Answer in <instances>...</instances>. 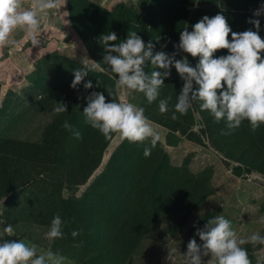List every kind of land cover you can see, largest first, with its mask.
<instances>
[{
  "label": "rangeland",
  "instance_id": "374dc122",
  "mask_svg": "<svg viewBox=\"0 0 264 264\" xmlns=\"http://www.w3.org/2000/svg\"><path fill=\"white\" fill-rule=\"evenodd\" d=\"M203 1L209 3V0H197L190 7L189 20L194 17L193 14L204 8ZM32 2L33 0H25L26 7ZM257 2L258 0L253 5ZM263 2L264 0H261L257 3L258 8ZM156 4H159V1L59 0L55 9L43 15L41 31L37 34V45H34L31 37L23 31H17L13 34V39L18 43L15 46L0 48V235L6 236L3 226L10 224L14 232L13 236L6 237L7 239H20L35 244L38 249L59 252L68 258L67 264H88L86 261L89 258L83 246L88 244L87 253L98 252V248L90 247V237L82 233L76 238L70 237L71 242L66 238L73 230L86 229L89 226V218L82 217L84 210L92 208L95 212L100 210L102 205L90 194L94 185L98 181L96 190L105 189L106 186H102V183L106 185L112 180L109 169L115 167L117 159L119 162H126L127 167L130 162H127L128 159L124 156L128 157L129 154L141 169L147 168L154 159H161L168 165L161 174L162 178L169 180L173 177L184 181L188 176L190 179H200L204 181L210 193L182 223H178L181 215L177 211L179 206L175 205L171 211L157 214L148 230L139 233L140 235V228H146L144 225L151 219L138 225L136 232L129 234L131 239H135L132 240L134 247L123 264H187L184 254L189 243L187 239L192 234L191 228L205 215H210L211 219L217 215L225 216L231 221L240 238L246 239L257 232L264 236V223L260 222L264 217V171L258 169L264 163V153H261L262 140L257 139L251 147L247 145L245 138L239 139L237 135L244 130V122L234 135H221L222 130H227L225 121L215 122L208 111H201L198 101L193 102L191 108L193 119L183 115L178 116V120H173L170 109L167 113L159 111L161 98H158L157 105L151 108L142 93L122 91L116 94L118 101L123 97L124 102H133L143 107L145 114L159 117L168 126L148 117L160 134V141L149 157L144 156L145 146L150 147L148 142L129 143L115 134L99 164L95 168L93 163L85 166L87 170L91 166L93 168L88 178L84 177L83 169L80 170L79 166L70 163L74 158L72 159L70 154L68 157L71 145L68 143V135L59 140L49 155L58 158L54 164L38 161L12 162L5 155L2 143L4 139L32 144L43 142V133L47 125L53 122V116L42 111L39 105L46 104L45 100L57 87L71 89L74 70L83 68V61L88 60L90 64L97 62L93 55L101 45L99 40L93 37L95 34L98 37L99 33L103 32L104 35L107 33L104 29L115 30L114 27L117 26L119 29L116 30L120 31V35L117 34L118 41L114 43L126 39L130 31H136L142 39L146 37V43L151 41L155 44L158 43L157 40L166 39L160 37V34L169 31L174 12L180 3L176 5L175 11L174 8L169 10V15L163 17V14H158L159 20L155 19V29V26L147 25V21L153 11V5ZM245 6L236 5L227 18L229 25L234 27V32L239 33L250 28L255 31L254 25L248 23L254 15H249L251 13H247ZM205 7L212 8L209 4ZM214 10L223 15L220 6ZM95 12L98 14H94ZM259 19V34L264 38V15ZM77 29L86 36L93 33L90 35L93 37L90 44L85 43ZM229 39L231 40V35ZM218 53L219 56L227 55L228 51H218L215 54L217 57ZM184 55L188 54L183 53ZM99 63L100 67L95 71L111 72L109 66ZM146 71H151L150 65ZM123 147L127 151H124V156H120ZM41 157L44 160L48 155L43 153ZM250 163L253 166H250ZM189 197L188 193L181 192L179 199H175L172 204L180 201L186 203ZM63 199L70 202L64 203L63 206L67 216L68 210L73 209L75 205H79L83 210L74 216L72 226L65 227V238L49 241L45 238V233L50 225L40 223L45 218L43 212L52 201H56V208L60 209ZM152 206L160 205L157 203ZM152 206L146 207L148 211L143 208L147 215L150 214ZM49 216H52V213ZM194 238L197 243H202L198 236ZM83 239L86 243L83 241L82 245L80 240ZM257 246L253 264H264V245ZM207 259L206 257L205 260Z\"/></svg>",
  "mask_w": 264,
  "mask_h": 264
},
{
  "label": "clouds",
  "instance_id": "9594fccd",
  "mask_svg": "<svg viewBox=\"0 0 264 264\" xmlns=\"http://www.w3.org/2000/svg\"><path fill=\"white\" fill-rule=\"evenodd\" d=\"M58 3L59 0H33L26 7L25 0H0V48L15 46L18 42L13 39V34L17 31H23L37 45L43 15L55 9ZM253 15L256 18H250L248 23L254 25L255 31L250 28L239 33L232 30L224 15L211 18L205 15L192 26V31L185 28L180 33L179 43L174 44L176 50L171 53L156 51V45L151 41L146 43L136 31H130L127 38L118 43H114L118 41L115 32L104 34L100 38L105 50L103 64L108 65L117 77L115 93L139 92L151 104L160 97L165 80L171 77L175 68L183 87L174 104L173 120L178 119L176 113L186 115L193 102L198 101L201 111H208L215 122L225 121L227 130H222L221 135H232L244 121L249 122L255 133L264 125V38L259 34V17L264 15V3ZM224 49L228 51L227 55H215ZM180 53L198 58V63L192 66L188 55L177 59ZM149 65L151 71H146ZM99 67V62L83 61V68L74 70L71 87L77 89L89 72ZM99 86L98 82L96 87ZM83 87L92 89L94 86L89 80ZM107 92L111 100L104 92L97 91L87 97V106L83 110L85 123L98 130L105 139L116 134L129 143L148 142L150 147L145 146L144 156L149 157L160 141V134L145 115V109L133 102H124L123 97L119 101L113 98V88H107ZM171 100V95L159 99L161 113L169 111ZM66 112L68 105L63 101L56 102L53 113L59 116ZM62 128L72 132L76 139H83L68 120L63 121ZM260 222L264 223V217ZM67 224L57 213L45 238L49 241L65 238ZM13 232L12 225L3 226L6 236L0 235V264H67L68 258L59 252L38 249L24 240L7 239ZM82 232V228L73 230L71 235L76 238ZM195 235L202 243H197L195 238L189 241L184 254L187 264H252L244 245H264V236L258 232L246 239L240 238L231 221L223 215L209 219L202 229L197 227Z\"/></svg>",
  "mask_w": 264,
  "mask_h": 264
},
{
  "label": "trees",
  "instance_id": "16d2710c",
  "mask_svg": "<svg viewBox=\"0 0 264 264\" xmlns=\"http://www.w3.org/2000/svg\"><path fill=\"white\" fill-rule=\"evenodd\" d=\"M155 1H159V4H156L158 6L153 5V11L150 12V18L147 21V25L149 26L157 25V21H155V19L157 18L159 20L158 14L160 16L163 14V17H165L171 13V11H169L170 9L174 8L175 11L176 5L180 3L179 8L176 12H174L173 21L168 28L169 31L166 30L162 34H160V37H164L166 39H162L158 43H155L157 51L163 50L165 52L171 53L176 50L174 48V44L179 43L180 33L185 28H187L189 31H192V26L199 22L205 15L211 18L217 14H221L218 10H214L216 7L220 6L223 9V15L227 19L232 14L231 10L233 8H236V5L238 7L240 5L242 7L248 5L245 6V8L247 9V13H251L249 15H252L254 10L258 8L257 3L261 0H258L255 5L253 4L256 2V0H209V3L203 1L202 4L204 8L193 14L192 16L194 17H192L191 20H189L190 7L193 6L197 0ZM241 2H243L244 5L241 4ZM206 4L211 5L212 8H206ZM94 14L98 13L95 12ZM251 17L252 19L255 18L253 16ZM230 27L233 30L234 27ZM114 28L119 29V27L117 26H115ZM115 30H111V28L110 30L104 29V31H107V33L105 34H108L110 32L119 34L120 31ZM78 32L87 45L91 43L90 41L93 40V37H96L95 39L99 40L101 46L96 49V52L93 56L97 62H101L102 64L105 50L103 44L100 41V38L103 36V32L99 33L98 37L96 36V34L93 37L90 36L91 34H93L92 32L88 33V36H86L80 30H78ZM182 57L183 53H180V55L177 56V59H180ZM188 59L192 65L198 63V58H193L189 54ZM116 79V75L114 76L109 71H90L77 89L57 87L45 100L46 104L39 105L42 111L53 116V122L47 125L43 133V142L41 144H32L22 141H15L12 139H4L2 143L4 144L3 147L7 158L12 162L38 161L45 163L51 162V164H54L55 162H57L58 158H53L51 156L49 157V155L51 154L53 147L57 145L59 140L62 139L64 135H68V143L71 144L70 151H68V157L70 154L71 158H74V160L70 161V163L76 167L79 166L80 170L83 169L84 177L88 178V175L92 173L91 171L93 168L91 166L89 167V170H87V168L85 169V166L93 163L92 165L95 168L99 164L100 160L103 158L106 147L111 143V141L115 137V134H113L111 139H105V137L98 130L93 129L90 125L85 123L83 110L87 106V97L91 94L92 91L104 92L105 96L108 97L109 100H111V97L108 96L107 88H113V98L117 99V95L115 93ZM179 79L180 78L178 73H176L173 68L171 77L165 80V85L161 89V94L159 97L161 99H164L171 95L172 100L169 102V109L171 112L174 111L176 98L182 89V87H179L180 85H182V82L180 84ZM89 80L92 81L94 87L92 89H85L83 87V83H86ZM98 82L100 86L96 87ZM60 101H63L68 105V112L57 116L53 113V107L56 102ZM156 103H158V101H155L151 104L148 103V105H150V107L152 108L157 105ZM145 115L149 118L156 119L159 122L161 121L157 116L152 117L149 114ZM176 115L177 117L181 116L179 113H176ZM185 118L193 119V113L191 109L188 111ZM64 120H68L72 124L74 129L80 131L83 137L82 140L76 139L72 132L62 128V123ZM163 124L165 126L167 123L164 122ZM243 127L244 130H242V132L237 135L238 138H245L247 145L251 147L253 146L252 143L257 141V139L258 141H260L261 139V145L263 146L261 153H264V125H261V127L255 133L251 131L248 121H244ZM130 150L132 149H129V151ZM134 150L138 152L137 149ZM124 151L127 150L123 147L120 156H124L123 153L126 154ZM43 153L48 155V157L44 160L41 157ZM124 157L128 159L127 162H130V164L125 167L126 162H119V159H117L115 161V167H112L108 171L112 180L106 185L105 183H102L104 184L102 186H106V188L96 190V185L98 186L99 183L97 181L90 193L102 204L100 210L94 212V209L88 208L84 210L85 213L84 215H82L83 218H89L90 222L89 226L86 229H83L82 233H85L90 237L89 239H91V248L92 246L98 248V252L96 251L90 254L87 253L88 244L83 246V249L89 258V260L86 261V263L88 264H123L126 261L128 253L134 247V241L132 242V240L135 239H131L129 237V234L132 235V231L136 232L135 228L138 225L140 226L146 220L151 219L144 225L146 226V228H140L138 234L141 232H146L152 225L151 223L153 222V219L157 216V214H159L160 212L167 213L177 205L179 206L177 211L181 215L178 223H182L196 211L199 205H201L206 200L210 193L207 186L204 185V181L202 182L200 179H190L188 176L186 180L184 179V181L173 177L169 180L165 177L162 178L161 174L168 168V165H166L164 161H161V159L156 158L150 162V165L146 166L147 168L141 169L138 168L136 164L137 162L133 161V156H129L128 154V157H126V155ZM250 166L253 165L250 163ZM260 166L261 167H259L258 169L264 171V163ZM253 168L256 169L255 167ZM142 177H145L144 180L141 179ZM110 184H112V186ZM127 184L129 185L127 186ZM189 189L191 190L189 191ZM181 192L188 193L190 196L189 199L186 200V203L184 201H180L177 204H172L175 199H179V194ZM64 203L70 204L68 200L63 199L60 204V209H57V202L52 201L49 207H47V210L43 212L45 218L40 222L41 225H50L53 217L57 214V212H59L63 214L61 215V217H64L62 219L68 222L66 227H70V225L72 226L74 223V216L83 209L79 205H75L73 206V209L68 210L69 214L67 216L66 214H64V212L66 211V209L63 207ZM157 203L160 205L159 207L152 206L157 205ZM148 206H152L153 208L150 214L147 215L146 210L148 211V209H146V207ZM144 207L146 210H143ZM51 213L52 216H49ZM209 219H211V216L205 215L198 222H196L194 224L195 227L193 226L191 228L192 234L188 237L187 241H190L192 238H194L196 236L195 233L197 231V227L201 229L204 228ZM70 237H72L71 234H69L66 238L69 242H71ZM80 241L83 245L85 239ZM244 247L248 250L249 257L253 264L255 258L254 253L257 250L256 247L258 246L253 247V245L250 243L248 245H245ZM103 253H105L107 256H104Z\"/></svg>",
  "mask_w": 264,
  "mask_h": 264
},
{
  "label": "crops",
  "instance_id": "0c3cea01",
  "mask_svg": "<svg viewBox=\"0 0 264 264\" xmlns=\"http://www.w3.org/2000/svg\"><path fill=\"white\" fill-rule=\"evenodd\" d=\"M196 64H194V65H192V66H195ZM174 70H175V68H174ZM176 71V70H175ZM177 73V72H176ZM179 75V74H178ZM180 78V77H179ZM180 80V84H181V82H182V85H180L179 87H183V81L181 80V79H179ZM139 100V99H138ZM0 104H1V101H0ZM139 104V103H138Z\"/></svg>",
  "mask_w": 264,
  "mask_h": 264
}]
</instances>
